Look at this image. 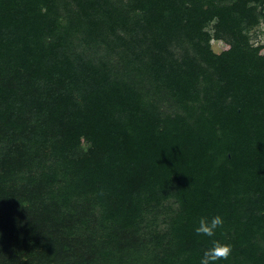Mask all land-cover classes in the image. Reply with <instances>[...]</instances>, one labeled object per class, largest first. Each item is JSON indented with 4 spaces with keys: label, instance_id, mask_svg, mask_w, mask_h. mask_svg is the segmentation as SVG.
<instances>
[{
    "label": "trees",
    "instance_id": "obj_1",
    "mask_svg": "<svg viewBox=\"0 0 264 264\" xmlns=\"http://www.w3.org/2000/svg\"><path fill=\"white\" fill-rule=\"evenodd\" d=\"M261 23L264 0H0V264H199L213 240L264 264Z\"/></svg>",
    "mask_w": 264,
    "mask_h": 264
},
{
    "label": "rangeland",
    "instance_id": "obj_2",
    "mask_svg": "<svg viewBox=\"0 0 264 264\" xmlns=\"http://www.w3.org/2000/svg\"><path fill=\"white\" fill-rule=\"evenodd\" d=\"M211 29V27H209ZM264 23H261L256 28L252 29L249 33L251 37V43L256 45H262L264 43ZM211 49L213 52L219 54L222 51L229 50V46L223 41L212 40L211 41ZM261 54H264V50H260ZM162 111L171 112L169 106L162 105ZM177 209V205L173 202V200H169L164 203L163 207L158 210H152L146 216L144 223L142 224V228L144 232H160L163 233L167 229L168 220L171 216H173V212Z\"/></svg>",
    "mask_w": 264,
    "mask_h": 264
},
{
    "label": "clouds",
    "instance_id": "obj_3",
    "mask_svg": "<svg viewBox=\"0 0 264 264\" xmlns=\"http://www.w3.org/2000/svg\"><path fill=\"white\" fill-rule=\"evenodd\" d=\"M224 219L215 215L210 219L201 217L198 226L194 229L198 236L214 237L216 230L222 228ZM232 254V245L213 240L210 247L204 250L199 259V264H219L220 261H227Z\"/></svg>",
    "mask_w": 264,
    "mask_h": 264
}]
</instances>
